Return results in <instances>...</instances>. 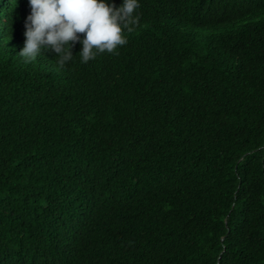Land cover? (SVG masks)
<instances>
[{
    "label": "trees",
    "instance_id": "16d2710c",
    "mask_svg": "<svg viewBox=\"0 0 264 264\" xmlns=\"http://www.w3.org/2000/svg\"><path fill=\"white\" fill-rule=\"evenodd\" d=\"M29 11L0 0V264H264V0H139L64 66L18 53Z\"/></svg>",
    "mask_w": 264,
    "mask_h": 264
},
{
    "label": "clouds",
    "instance_id": "9594fccd",
    "mask_svg": "<svg viewBox=\"0 0 264 264\" xmlns=\"http://www.w3.org/2000/svg\"><path fill=\"white\" fill-rule=\"evenodd\" d=\"M28 5L24 45L18 52L25 62L46 49L64 66L74 56L71 49L76 41L81 45L80 62H87L97 53H111L125 44L124 32L138 23L139 0H121L119 5L114 0H28Z\"/></svg>",
    "mask_w": 264,
    "mask_h": 264
}]
</instances>
